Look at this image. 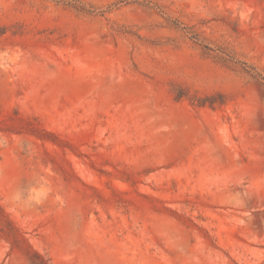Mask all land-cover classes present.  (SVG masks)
Instances as JSON below:
<instances>
[{
	"label": "rangeland",
	"instance_id": "rangeland-1",
	"mask_svg": "<svg viewBox=\"0 0 264 264\" xmlns=\"http://www.w3.org/2000/svg\"><path fill=\"white\" fill-rule=\"evenodd\" d=\"M264 264V0H0V264Z\"/></svg>",
	"mask_w": 264,
	"mask_h": 264
},
{
	"label": "trees",
	"instance_id": "trees-1",
	"mask_svg": "<svg viewBox=\"0 0 264 264\" xmlns=\"http://www.w3.org/2000/svg\"><path fill=\"white\" fill-rule=\"evenodd\" d=\"M37 260L38 261L35 264H46L45 261L43 259H41V257H39V256L37 257Z\"/></svg>",
	"mask_w": 264,
	"mask_h": 264
}]
</instances>
